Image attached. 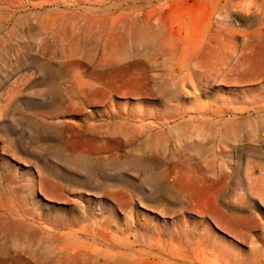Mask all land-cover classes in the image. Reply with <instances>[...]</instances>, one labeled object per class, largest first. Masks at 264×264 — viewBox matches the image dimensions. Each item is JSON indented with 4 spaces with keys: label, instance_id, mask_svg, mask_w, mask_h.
Here are the masks:
<instances>
[{
    "label": "rangeland",
    "instance_id": "374dc122",
    "mask_svg": "<svg viewBox=\"0 0 264 264\" xmlns=\"http://www.w3.org/2000/svg\"><path fill=\"white\" fill-rule=\"evenodd\" d=\"M0 264H264V0H0Z\"/></svg>",
    "mask_w": 264,
    "mask_h": 264
}]
</instances>
